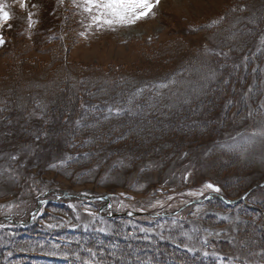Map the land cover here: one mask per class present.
<instances>
[{
  "label": "rangeland",
  "instance_id": "obj_1",
  "mask_svg": "<svg viewBox=\"0 0 264 264\" xmlns=\"http://www.w3.org/2000/svg\"><path fill=\"white\" fill-rule=\"evenodd\" d=\"M50 2L26 0L27 7L21 8L18 0H6L11 19L0 23L3 40L0 43V115L7 116L4 121L0 120V252L6 254L5 258L0 254V263L7 259L9 264H82L74 259L75 253L70 255L66 249L60 253L53 244L75 246L79 243L75 238L83 234L92 232L100 239L106 235L100 236L98 232L118 233L120 226L130 225L137 232L147 230L187 249L184 258L192 252V264H238L236 261L242 258L248 264H264V228L261 235L254 232L262 219L254 209L264 212V27L262 38L250 48L249 54L221 53L225 45L222 31L228 30L231 24L223 16L234 11L233 19H246L244 22L254 26L259 22V14L264 13V0H160L154 16L149 15L131 26L114 25V30L92 23L95 10L90 14L85 11L84 0H74L83 29L81 26V33L74 39L70 37L68 48L63 51V63L81 69L82 76L90 77V72L108 73L113 79L114 75L123 74L153 81L168 72H177L184 81L180 82L178 91L166 96L177 105L190 103L188 96H196L208 80L207 86L211 85L218 75L213 65L220 61L227 75V86L218 88L212 108H205L211 110L204 117L210 119L207 126L193 127L190 123L197 117L189 115V125L175 130V136L171 129L163 127L158 128L160 132L147 129L144 134L149 136L145 137L141 136L143 132L139 134L133 129L132 137L149 149L142 151L143 155L133 156L131 163L127 161L132 157L113 156L100 160L95 167L98 157L91 152L88 162L69 166L72 169L67 162L75 158L76 151L82 147L80 143L61 151L51 146L53 140H63L55 136L51 141L47 137L46 122L45 127L39 126L41 132L31 133L28 127L41 122L33 111L24 117L18 116L16 121L9 119V105L17 104L9 87L11 82L17 83L11 69L15 55L22 57L24 63L29 62V69L25 70L31 77L24 79L23 86L32 83L33 87L27 88L30 89L27 94L42 93L44 87L53 89L56 85L54 78L58 75L38 79L45 59L36 57L35 50L27 49L26 43L40 27L39 18H44V8ZM216 20V26L209 29L211 26L207 25ZM212 33L216 34V42L210 38ZM222 35L224 39L219 38ZM14 40L17 46H13ZM14 47L20 49L16 52ZM210 54L214 61L207 58ZM68 85L64 76L58 88L65 93ZM16 87L14 84L13 89ZM160 87L165 86H156ZM57 99L41 100L40 106L50 109L55 102V109L63 108L66 104ZM172 107L175 106L169 109ZM111 123L110 120L103 125ZM159 144L162 146L156 148ZM208 184L214 188L207 187ZM50 188L92 199L86 197L73 202L58 199L57 204H51L43 196L39 217L31 226L15 229L14 224L28 219L39 196ZM246 192H249L247 198L243 199ZM94 196H108L109 201L105 204L104 200H94ZM201 197L214 200L220 197L225 206L205 201L189 204ZM237 199L236 205L225 203ZM61 203L68 207H59ZM104 205L106 209L98 213ZM175 210H182V216L167 215ZM146 221L148 224H143ZM115 244L116 241H111L107 245L114 249ZM172 254L175 252H169ZM223 255H230L232 259L227 260ZM260 260L263 262L259 263Z\"/></svg>",
  "mask_w": 264,
  "mask_h": 264
},
{
  "label": "trees",
  "instance_id": "obj_2",
  "mask_svg": "<svg viewBox=\"0 0 264 264\" xmlns=\"http://www.w3.org/2000/svg\"><path fill=\"white\" fill-rule=\"evenodd\" d=\"M35 1L37 3V0ZM50 1L49 6L46 5L44 8V18H39L40 27L38 26V29L32 35L31 41H27L26 43L28 44L27 49L35 50L36 57L41 56L45 59V65L43 64L45 67L39 72L38 75L40 76L38 79L47 78L53 74L54 76L58 75L55 78L53 76L54 80H56V85L53 89L52 87L50 89L44 87L42 93L36 91V93L27 94L30 90L27 88L33 87L31 86L33 85L32 83L28 87L23 86L25 85L24 79L31 77L26 72L27 70H25L29 69V62L24 63L22 57L15 55L11 69L14 70L13 72L17 76L15 79L17 83L11 82L9 87L12 89L11 94L14 93L15 95L12 98L14 101L15 99L17 100V104L14 106L9 105V119L16 121L18 116L24 117L33 111V113L38 115L37 119L41 122L35 127H28L31 133L41 132L39 126L45 127L46 122L49 128L48 133H44L47 134V137L51 141L55 136L63 140V142L53 140L52 143L50 142L51 146L61 151L65 148H72L76 142L80 143L82 147L76 151L75 158L67 162L69 169H72L69 166L75 164L81 165L88 162L91 156L89 153L91 154V152L98 157L95 167L101 162L100 160L104 161L113 156L122 159L132 157L131 160L127 161L131 163L133 156L143 155L141 152L149 149L145 145H139L138 141L132 137L130 132L133 129H137L135 132L137 131L139 134L143 132L141 136L145 137L149 136L144 134L147 133V129L151 132H160L158 128L163 127L164 129H171L170 132L175 136L174 132L180 130L179 128L189 125V115L197 117L195 122L192 121L190 123L193 127L208 125L207 123L210 119L204 117L211 110H206L205 108H212L211 104L213 99L216 98V90L221 86H227L225 84L227 75L224 74L225 68L220 64V61L215 63V66L213 65L218 75L215 76V80L211 85L207 86L209 84L208 80L204 88L202 85L200 86V90L196 96H188L190 103L181 102L177 105L166 97L169 93L178 91L180 82L184 81L177 76V72H168L166 76L162 75L159 79L153 81H146V78L137 79L132 75L123 74L119 76L114 75V78L110 79L111 76L108 73L94 74V72H90L93 74H90V77H84L82 76L83 73L79 71L81 69L71 67L70 65L65 66V63H63L65 61L63 51L67 50L70 37L73 36L74 39L75 36L81 33V26L83 29V25H81L82 19L77 16L76 12L77 4H74V0H64L63 2L58 0H56L58 2L55 0ZM52 1L53 3L56 2V4L52 5ZM233 13L228 12L222 18L227 24L230 22L231 24L228 26V30L222 31L225 32V45H223L224 49L222 48L223 51L221 53L223 52L222 54L227 56L247 55L251 50L250 48L255 47L259 39L262 38L264 25H261V22L264 19V13L259 14V22L254 26H250V24L244 22L246 19L238 20L236 17L233 19L231 17ZM218 20L206 25L211 26L209 29H212L216 26ZM39 22L38 25L40 24ZM206 25L200 26L197 32H201V29L206 27ZM215 31H219V29L215 27ZM37 33L40 34L37 35ZM213 33L210 38L212 42H216V34L213 35ZM224 35L219 38L222 37L224 39ZM226 35L229 38H226ZM13 42V46H17L16 40ZM18 49L20 48L14 47L16 52ZM212 57L213 55L210 54L207 58L211 61L213 60ZM35 59L32 62H35ZM16 62H18V65H16ZM54 63H57V66L53 67ZM15 67H17V70ZM64 76L69 83L67 92L65 93L62 92L61 87L60 89L58 88ZM14 84L17 87L13 89ZM158 84L165 87L157 89L156 86ZM201 92L203 93L199 95ZM58 96L59 99H57ZM18 97L21 102H18ZM48 98L63 101L62 103L66 105L63 108H58V110L55 109V105L53 104L55 102L52 103L53 106L50 109L40 106V101H45ZM62 103L58 105H63ZM171 105L175 107L169 109ZM30 108H34L35 110ZM6 117L0 115V120L4 121ZM110 120L112 121L111 124L107 126L103 125ZM25 126L28 125L26 124ZM47 144L49 145V142ZM42 146L44 147L46 144ZM161 146L162 144H159L156 148H160ZM54 190H57V188L50 189L53 192ZM65 200L73 202L77 199H63L62 202H65ZM206 202L209 204L217 202L222 207L225 206L219 199L207 200ZM50 203L57 204L56 201H51ZM58 205L65 209L68 207L67 205L64 206L63 203ZM232 205H236V203ZM231 210L233 211V209ZM254 210L258 215L262 216L261 221L258 223L259 227L254 229V232L256 231L258 235H261L264 228V212ZM178 214H182V210ZM128 219L132 220L134 218ZM143 224H148V221ZM149 224L152 223L150 222ZM98 234L106 236L99 239V237H96L97 234L92 235V232H90L75 238L79 242H74L75 246L62 245L58 242H55L53 246L58 248L60 253L63 249H66L70 255L75 253L74 259H78L82 264H169L165 263L167 261H170L171 264H192L193 262L191 257L192 252L189 251L190 256L184 258L183 255L187 252V249L177 247L174 243L171 244L165 238L157 237L147 230L141 233L137 232L135 227L125 225L119 227L118 233L108 230V234L107 232H98ZM10 239L9 237V241ZM111 241L117 242L114 249L107 245ZM46 246L49 247V244L47 243ZM171 251L175 252V254L169 255ZM0 254H4L1 255L3 258L6 257L3 251ZM223 257L227 260L232 259L230 255H223ZM253 260L256 261V259ZM236 262L238 264H248V261L244 258ZM261 262L263 261L260 260L259 263ZM0 264H9V261L3 259Z\"/></svg>",
  "mask_w": 264,
  "mask_h": 264
},
{
  "label": "snow or ice",
  "instance_id": "obj_3",
  "mask_svg": "<svg viewBox=\"0 0 264 264\" xmlns=\"http://www.w3.org/2000/svg\"><path fill=\"white\" fill-rule=\"evenodd\" d=\"M20 7H27L26 0H18ZM85 11L90 14L92 23L98 27L106 25L113 28L114 25L131 26L138 21L147 18L149 15H155L154 9L159 5L160 0H84ZM6 0H0V23L11 19V13L7 11ZM31 22L32 13H28ZM114 30V28H113ZM0 43H3L0 38ZM207 187L214 188L208 184ZM219 191L218 188H215Z\"/></svg>",
  "mask_w": 264,
  "mask_h": 264
},
{
  "label": "water",
  "instance_id": "obj_4",
  "mask_svg": "<svg viewBox=\"0 0 264 264\" xmlns=\"http://www.w3.org/2000/svg\"><path fill=\"white\" fill-rule=\"evenodd\" d=\"M63 193H64V195H67V196H69V197H72L73 195L72 194H68L66 191H63ZM90 198V197H89ZM90 199H92V198H90ZM100 199H105L107 202H108V196H102V197H100ZM107 204V203H106ZM106 208V205H104L103 207H101L100 208V211H102L103 209H105ZM31 221V218L28 220V221H23V222H21L20 224H22V225H24V224H26V223H29Z\"/></svg>",
  "mask_w": 264,
  "mask_h": 264
}]
</instances>
